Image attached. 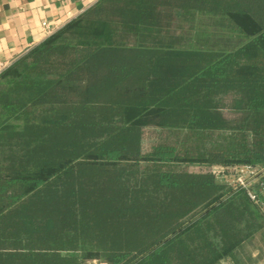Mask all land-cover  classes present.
I'll return each mask as SVG.
<instances>
[{
	"label": "trees",
	"instance_id": "obj_1",
	"mask_svg": "<svg viewBox=\"0 0 264 264\" xmlns=\"http://www.w3.org/2000/svg\"><path fill=\"white\" fill-rule=\"evenodd\" d=\"M93 261L264 264V0H101L0 75V264Z\"/></svg>",
	"mask_w": 264,
	"mask_h": 264
},
{
	"label": "crops",
	"instance_id": "obj_2",
	"mask_svg": "<svg viewBox=\"0 0 264 264\" xmlns=\"http://www.w3.org/2000/svg\"><path fill=\"white\" fill-rule=\"evenodd\" d=\"M101 0H0V60L13 63Z\"/></svg>",
	"mask_w": 264,
	"mask_h": 264
},
{
	"label": "rangeland",
	"instance_id": "obj_3",
	"mask_svg": "<svg viewBox=\"0 0 264 264\" xmlns=\"http://www.w3.org/2000/svg\"><path fill=\"white\" fill-rule=\"evenodd\" d=\"M222 113L224 116L229 119L233 120L237 117V115L231 110V100H226L224 102L223 108H222ZM146 144L147 146L155 139V133L154 131L147 132L146 136ZM192 171H199L198 168L192 169ZM213 172L217 175L218 179L221 182H229V183H238L239 177L242 178L243 181L245 182H250L251 178L249 175H247L245 172H241L240 169L238 168H220V167H215L213 168ZM253 179V178H252ZM254 180V179H253ZM252 180V181H253Z\"/></svg>",
	"mask_w": 264,
	"mask_h": 264
},
{
	"label": "built area",
	"instance_id": "obj_4",
	"mask_svg": "<svg viewBox=\"0 0 264 264\" xmlns=\"http://www.w3.org/2000/svg\"><path fill=\"white\" fill-rule=\"evenodd\" d=\"M43 27L46 29V34L47 35L51 36L53 34V32L51 31V29L49 28V26H48L47 23H43ZM13 63L3 62V61L0 60V75H2ZM240 171L242 173L245 172L247 175H249L253 179L257 178V176H258L257 170L256 169H253V168H240ZM252 178H251V180H253ZM238 184L241 187H243V188H248L249 181L248 182H245V181L242 180L241 177H239ZM249 195H250V198L252 200H255L256 199V197L253 194L250 193ZM88 264H106V263L101 262V261H93V262L88 263Z\"/></svg>",
	"mask_w": 264,
	"mask_h": 264
}]
</instances>
